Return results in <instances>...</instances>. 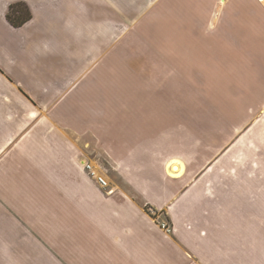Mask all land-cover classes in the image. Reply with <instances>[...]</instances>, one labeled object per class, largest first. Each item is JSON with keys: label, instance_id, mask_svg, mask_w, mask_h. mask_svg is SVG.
I'll return each instance as SVG.
<instances>
[{"label": "crops", "instance_id": "obj_1", "mask_svg": "<svg viewBox=\"0 0 264 264\" xmlns=\"http://www.w3.org/2000/svg\"><path fill=\"white\" fill-rule=\"evenodd\" d=\"M0 264H264V0H0Z\"/></svg>", "mask_w": 264, "mask_h": 264}, {"label": "trees", "instance_id": "obj_2", "mask_svg": "<svg viewBox=\"0 0 264 264\" xmlns=\"http://www.w3.org/2000/svg\"><path fill=\"white\" fill-rule=\"evenodd\" d=\"M6 21L13 27L19 28L30 19L28 7L23 3L13 4L8 8Z\"/></svg>", "mask_w": 264, "mask_h": 264}, {"label": "built area", "instance_id": "obj_3", "mask_svg": "<svg viewBox=\"0 0 264 264\" xmlns=\"http://www.w3.org/2000/svg\"><path fill=\"white\" fill-rule=\"evenodd\" d=\"M85 168H86V170L89 172V175H90L92 178L96 179L97 184H98L101 188L105 189V188H108V187H109V183L107 182V180H106L103 176H99V175H97V174L91 169V166H90L89 164H87V165L85 166ZM109 192H110V191H109ZM148 213H149L151 216H153V217H157V216H156V212L153 211V210H151V209H148ZM159 225H160V228H161L162 230H164L165 232H170V227H169L166 223H160Z\"/></svg>", "mask_w": 264, "mask_h": 264}, {"label": "rangeland", "instance_id": "obj_4", "mask_svg": "<svg viewBox=\"0 0 264 264\" xmlns=\"http://www.w3.org/2000/svg\"><path fill=\"white\" fill-rule=\"evenodd\" d=\"M156 216H157V213H156Z\"/></svg>", "mask_w": 264, "mask_h": 264}, {"label": "bare ground", "instance_id": "obj_5", "mask_svg": "<svg viewBox=\"0 0 264 264\" xmlns=\"http://www.w3.org/2000/svg\"><path fill=\"white\" fill-rule=\"evenodd\" d=\"M175 169H177V168H175Z\"/></svg>", "mask_w": 264, "mask_h": 264}]
</instances>
